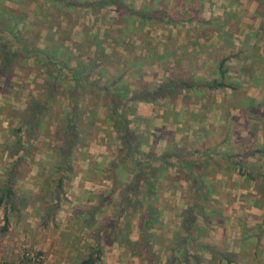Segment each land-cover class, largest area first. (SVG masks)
Instances as JSON below:
<instances>
[{
	"label": "trees",
	"instance_id": "1",
	"mask_svg": "<svg viewBox=\"0 0 264 264\" xmlns=\"http://www.w3.org/2000/svg\"><path fill=\"white\" fill-rule=\"evenodd\" d=\"M4 1L0 0V8L8 10L9 6L5 5ZM45 1L50 4L54 23L60 28L62 20L70 18V14L67 13L75 14L84 8L88 9L90 14L95 15L104 8H114L120 16V21L123 22L120 25L121 27L114 28L116 32L121 33L114 40L117 43L118 41L122 42L125 55L110 70L106 69L107 58L98 63L96 61L97 58L88 55V62L84 63L80 59V56L76 55L74 57L76 63H73L71 62L69 51L64 50L65 43L62 42L60 36L52 48L47 49L35 46L33 40L25 37L22 29L19 30L17 28V24L16 27L0 26L1 33L8 32L14 38H17L16 40L24 44V48L28 53L32 51L38 52V54H35L38 55V63L41 66H45L46 71L50 74V81L47 79L43 81V84L46 86V96L42 102L32 100L30 105L20 115V125H18L16 132L18 133L17 138H19L20 143L23 140L25 141L22 145L26 147L25 152L38 149V143L41 145L46 143L47 139L39 140V137L43 134L45 116L50 112L49 103L53 102L56 96H60L61 100L66 102V106L61 108L64 112L59 124L60 129L57 131L58 135L56 134L57 137H55L56 145H53V150L56 152L58 158H60L57 165L58 172L51 174L47 180L45 179L44 184L55 182L56 193L61 192L59 190L61 189L63 180L71 172L70 160L75 154L76 148L85 145L79 141L80 135L85 136L84 139L86 141L92 137L91 126L93 128L96 126L95 118H98L96 116L97 113H95V107L104 102L105 121L112 127L114 139L118 140L120 145L117 149L120 160L118 162L112 161L109 164V175L107 177L116 186L118 184L115 176L116 169H119L123 161L127 159H129L136 172L132 180L125 184L119 194L120 201L116 206L121 214L127 208L133 206V199L135 197L138 199L135 200L136 203H138L140 197L144 198L145 196L152 197L153 200L145 203V214L146 211L148 214L143 217L144 225L141 228L142 232L143 230L150 229L156 223L158 214L154 210L153 203L157 199V193L155 192L157 188L156 181L159 180L157 172H162V169H166L171 164L169 162L172 159L175 161L173 166L176 167V171L179 174L178 178H183L186 181L185 187H188L192 191L191 196L187 199L188 202L186 200L187 206L183 211L181 224V228L186 232L188 238L194 229L191 226L197 216L199 215V217L203 218L204 222H208L211 215L210 213H205V209L210 207L216 209L214 206L219 204L220 195H218L217 199L213 198V194L219 193V189L222 187L220 183L218 186L217 183L213 184L217 173L222 172L231 177L234 172L243 177L245 181L254 183L255 190L260 195V198L256 197L254 200H259V202L264 204L263 165L257 159H249L253 156L264 158V95L261 100L249 98L247 89L242 87L244 82H247L249 78L254 76H261V79L264 80V67L262 65L264 57L258 54V47L250 49H247L244 45L240 48L233 46L220 47L217 53L215 51L212 53L213 58H216V76L206 79L195 75L192 71L195 67L191 65L190 69L183 68L175 53L167 51L160 55H155L153 53L155 44L152 36L149 35L148 31V37L142 34L144 28L155 31L156 29L161 30L166 28L169 24L175 25L179 22L184 23L188 21L183 17L182 19H175L166 11L167 9L164 5H157L155 2L150 1L149 3L144 2L142 7H137L134 2H128L127 0ZM40 15L45 16L44 13H40ZM196 18V16L192 17V19ZM212 22L211 20L201 22L198 19V25L201 26L202 24L204 27L209 26ZM212 24L214 25V23ZM116 26H119V23ZM259 27L263 29L264 24H261ZM208 29L210 30V28ZM26 33L28 34V31ZM109 33L110 31L105 29L102 35L105 37L111 36L112 32L111 34ZM39 36L40 32L38 33ZM122 37L128 41H122ZM87 40L85 39V41ZM134 42H138L137 48L140 50L139 54L133 50L129 51L130 44ZM101 44H94L93 53H95L97 48L102 47ZM91 45L93 44L90 41V45H86L85 47H90ZM144 48L145 51L143 50ZM0 50L1 77L9 68L12 60L11 56L14 53L10 51V47L5 43L1 45ZM104 53L105 50L100 48L99 55ZM189 55H191L190 52L182 54L181 57L182 60L186 59L185 61L191 64L189 61L192 57ZM155 57L157 61H155ZM231 62L237 65L230 66L227 64ZM155 64L160 65L164 70L160 81L147 83L143 78L137 79V77L142 76L139 72H141L144 66L152 67ZM92 75L95 77L92 78ZM125 77H129L131 81L129 83L126 82L124 80ZM101 78H103V82ZM130 87H135V89L129 93ZM214 91L225 92L229 98L227 99L226 97L222 101L223 103L212 101L210 98ZM179 99L186 107L182 121L183 125H189V122H200L198 127L206 134L201 139L194 138V142L187 139L188 135H182L180 138L182 144L177 146V143L174 142L175 131L169 130L168 145L160 155L157 156V152L153 153L150 151L143 158L136 159L134 156L140 153L137 147L140 142H138L137 135L130 127L131 119L128 118L124 110L120 109V104L123 102L125 105L126 101H143L157 105L156 102L160 100L163 103L162 106L166 108L167 114L171 116V119L175 120L176 111L173 107L176 105V102L174 100ZM190 104L195 106L190 108ZM91 107L94 108L93 113ZM195 107L196 109L194 110ZM215 109L221 110L222 114L219 119L224 122L223 127H218L221 129L219 132L211 131L212 127H215L214 123L206 122L208 119L207 113ZM230 110L236 111V114H232ZM82 124L85 126L84 130L80 128ZM183 127L180 130L186 131ZM243 131L245 132L244 135H242ZM229 138H232V141H234V147H231L226 142ZM195 139H199V141H195ZM48 144L52 145L50 142ZM35 145L37 148L33 149ZM223 145L225 146L224 150L220 147ZM240 147L243 151H239ZM140 155L142 154L140 153ZM155 160L161 162L162 167H159V169L154 167L152 163H155ZM206 174L211 177L207 178ZM140 184L144 185V191L139 189ZM5 188H8V190ZM0 192L2 193L0 201L4 197L9 199L14 195V191L11 188V179L5 187L0 188ZM99 206H88V218H91L90 215H93ZM260 222L255 224V230H251L250 234H248L253 241L252 247L246 251V254L248 253L247 256H257L259 253L258 248L261 244V235L264 234V214L262 216V223ZM142 235L144 236L145 234ZM127 242L138 245L131 241ZM197 247H201L202 250L209 251L212 254H219V264L222 259L225 260L226 264L234 262L233 254L230 252L221 254L208 244L197 245ZM96 259V250H91L84 263L93 264Z\"/></svg>",
	"mask_w": 264,
	"mask_h": 264
},
{
	"label": "rangeland",
	"instance_id": "2",
	"mask_svg": "<svg viewBox=\"0 0 264 264\" xmlns=\"http://www.w3.org/2000/svg\"><path fill=\"white\" fill-rule=\"evenodd\" d=\"M4 3L5 5H8L9 8L8 10L0 8V11H2V13H0V26L16 27L17 24V28L19 30L22 29L25 37L33 40L35 46L47 49L52 48L55 41H58V37L60 36L62 42L65 43L64 50L69 51L71 54V62L73 63H76V60L74 59L76 55H79L84 63L88 62V55L97 58L96 61L98 63H101L103 59L107 58L106 69L110 70L112 69V66H115L116 62L121 60L125 55L122 42L118 41L117 43L114 40L121 35V33L116 32L115 29L121 27L120 25L123 24V22L120 21V16L114 8H104L95 15L90 14L88 9L84 8L75 14L67 13L70 14V18L62 20L60 28L54 23L52 9H50V4L46 3L45 0H5ZM40 13H44L45 16L40 15ZM118 23L119 26H116ZM105 29L110 31L109 34L112 32V35L107 37L103 36L102 33ZM148 29L149 28H144L142 34H145L146 37L149 35L152 36L155 44L153 53L155 55H160L159 50L162 47L164 32H160L158 29L155 31ZM26 31H28V34ZM147 31L149 35L147 34ZM39 32L40 36L38 37ZM16 39L17 38H14L8 32H0V47L5 43L10 47V51L14 53L11 56L12 60L9 68L5 71V74L0 77V125H12L14 128H17L18 125H20L21 111L24 112L32 100L42 102L43 98L46 96V86L43 84V81L44 79L50 81V74L46 71L45 66H41V64L38 63V55H35L38 54V52L32 51L31 53H28L24 48V44ZM85 39L88 40L85 41ZM121 40L128 41L123 37ZM90 41L93 45L85 47L86 45H90ZM96 43H102V47L100 46V48L105 50L104 54L99 55L100 48H97L95 53H93L94 44ZM137 43L138 42L130 44L129 51L133 50L139 54L140 50L137 48ZM174 45L175 44L173 43L172 46ZM143 50L145 51V48ZM155 61H157L156 57ZM163 71L162 67L158 64H155L152 67L144 66L141 69V72H139L142 76L137 77V79L143 78L147 83L158 82L163 76ZM53 73H55V71H53ZM93 77L95 76L92 75V78ZM259 79L258 76H254L249 78L246 82L249 83V85H247L249 86L248 93L250 95H255V97H260L261 94H263L258 86ZM124 80L128 83L131 81L129 77H125ZM101 81L103 82V78H101ZM133 89H135V87H130L129 93L130 91H133ZM137 102L138 101H126L125 105L122 102L120 104V109L124 110L127 115H130L135 111V105ZM174 102H176V105H178V103L180 104L178 100H174ZM103 103L104 102L100 103L101 105L99 106H94L96 109L95 113H97L96 116H98L99 119L97 117L95 118L96 126L94 128L91 126L92 133H90L96 138L99 134H103L105 139L104 142L106 145L110 146L109 150L111 151L114 150L115 139L113 134H111L112 130L109 128L110 125L105 121V109L103 108ZM156 104L157 105L153 104L156 111L163 112L166 110V108L162 106L163 103L160 100H158ZM176 105H174L173 108H175ZM48 106L50 112L45 116L43 134L39 137V140H47L46 143L42 145L38 143V157H40L39 155L43 156L44 153L48 151L49 156H53V158L56 159L58 156L53 150V145H56L55 137L58 135L57 131L60 129L59 124L61 123V116L64 112L61 108L66 106V102H63L60 96H56L53 99V102L51 101ZM91 109L93 113L94 108L91 107ZM98 111H100L101 116H99ZM129 117L131 121H133L134 116ZM172 120L174 119H171L170 124L164 126L163 133H168L169 130H173L175 131L174 136L177 135V137H181L182 135H188L187 139L189 138L194 141V138L204 132L198 127V124H192V126H189L186 131H177ZM159 121L160 120L157 119V122ZM206 122L214 123L215 129L221 127L220 122L215 116L210 115ZM131 126L136 127V120L131 123ZM80 128L84 130V124L80 125ZM184 132L186 133L184 134ZM84 137L85 136L80 135L79 141L87 145L88 143ZM49 142L52 145H49ZM82 148L83 146L76 148L74 154L75 158H80L85 153L82 152ZM239 151H243V149L239 148ZM33 152L34 151L30 150V153L33 154ZM250 159H257L263 165L264 169V158L253 156L250 157ZM124 162L122 168H124L126 172L122 176L123 179L126 178V174L131 172L129 171L131 166L129 159ZM79 164L75 160L72 174L79 169ZM47 166L49 165H46V167ZM170 172L172 173V170H170ZM49 173L50 172H38V190L31 194L28 191L30 186L28 187L29 189L21 186L28 183V180L21 181L22 184L18 182L19 186L16 188L18 189V192L16 190V193L21 195V197H18L21 202L19 207L17 202H15V207L18 208V210L16 209L14 211L11 209L8 212L9 220L7 225H5L6 222H4L3 218L4 205H0L2 211H0V264H85L84 260L88 258L91 250H96L97 256V259L93 264H147L141 256L139 259H131V255L122 252L118 244L115 243L118 237L130 241L128 240V236H139L141 234H145L144 236H148V238L153 241L155 246L154 249L153 247H151L152 249L148 247L150 244L148 246L142 245L143 251L150 255H153L152 252H154V255H157L154 261L152 260L153 264H168V262H166L168 260H163V263H158V252H162L164 248L162 245L163 234L165 235L168 231V228L163 227L162 222L160 223L159 221L164 219L161 214L157 215L156 223L150 229L143 230L142 232L141 227L139 226V229L136 226L137 223H139L140 216L133 213L134 210L132 211V207L127 208L124 213L120 214V210L116 206L120 201V198L117 196L114 199V202H112L111 197H113V195H111L107 198V206L105 205L99 210H96L93 215H90L91 218H88V214H86L88 211V204H85L87 203L86 199H75L73 196L67 198L65 196L68 192L70 178L67 177L63 180L62 187L59 190L62 192L60 194V192L56 193L55 191L57 190L55 182L44 184L45 179L47 180L49 178H45V176H50ZM169 177L170 179L167 181H156L159 189V191L155 189L158 193V200L160 201L164 197L169 196V191L167 190V194H165L163 193V189L164 187H168L169 182H172L171 186L186 193V199L184 196L186 202L191 196L192 191L189 190L188 187H185V190L182 189V181L180 182V179L178 180L177 175H169ZM226 179V181H229V177ZM231 181L232 187L238 186V188H244L245 190L253 189L255 192H251V195L255 198H260L259 193L255 190L254 183H247L240 175H235ZM223 182L224 178L221 177V175L213 180V184L217 183V186L219 183L221 184ZM107 189H105V191H108ZM244 193L247 194L248 191L243 192V194ZM243 194L239 195L238 198L243 202V206L251 204L256 210H260L262 203L259 202V200L248 202L243 199ZM231 195L232 193L226 197L227 203L229 202V205H233L234 203L241 206L242 204L237 201L238 199H233L234 197ZM235 195L237 196L238 194ZM178 197H180V194L177 195L176 199H178ZM91 198L94 197L92 196ZM73 200L75 203L72 204ZM133 203L135 204H133L134 206H140L139 202L136 203L134 201ZM253 214L250 213V215L257 217V220L262 223L263 215L258 218L257 214ZM242 219L244 222L251 221V223H253L249 226L248 224L247 226L244 224V227H238V231L240 230V232H243L246 235L250 234L251 230L254 231L255 224L259 223L258 221L253 222L251 217H244V215ZM174 231L175 229L172 228L169 234L174 235L175 237L179 235L178 231L176 233ZM196 233L197 235L199 233L198 227ZM206 233L207 231L203 230L202 234L205 235ZM230 237L229 240H223L228 244L227 249H234V247L238 248L239 246L247 249L252 247V242L240 244L237 240L232 239L234 236ZM258 251L259 253L257 256L244 255L248 264H264V234L261 235V244ZM176 252L177 258H173L171 263L183 264L184 262L182 263V260L176 261L180 259V257L178 258V250ZM195 262L196 261L193 257H190V260H187V264H196ZM234 264H243V257L237 256Z\"/></svg>",
	"mask_w": 264,
	"mask_h": 264
},
{
	"label": "crops",
	"instance_id": "3",
	"mask_svg": "<svg viewBox=\"0 0 264 264\" xmlns=\"http://www.w3.org/2000/svg\"><path fill=\"white\" fill-rule=\"evenodd\" d=\"M134 2L137 7H142L144 2L149 3L150 1L155 2L157 5H164L166 7V11L171 14L175 19H187V22H179L178 24H169L166 28L158 29L163 33L162 39V47L160 48V54L169 51L175 53L177 59L179 60L181 66L186 69H190V65L195 67L192 71L195 75H199L203 78H214L216 76L215 73V60L213 58L212 53H217L218 49L223 46H233L236 48H240L242 45L246 46L247 49L252 47H258V54L264 57V28H260L261 24H264V0H127ZM155 5V4H154ZM153 5V7H154ZM155 9V8H154ZM193 16H196V19H192ZM198 19L201 22L213 21L214 25L211 23L209 26H201L198 25ZM186 23V24H185ZM230 24H232L230 26ZM210 28V30L208 28ZM223 34V36H222ZM221 35V36H220ZM230 35V36H229ZM220 37V38H219ZM229 37V38H228ZM173 43L175 44L174 46ZM190 52L192 59L187 63V61L182 60L181 55ZM166 60H168L166 58ZM187 63V64H186ZM230 66H235L234 62L227 63ZM235 64V65H234ZM264 67V61H263ZM154 66V65H153ZM167 74V73H165ZM258 86L262 90L260 97H255V95H250L248 93L249 83L244 82L243 88L247 89V95L249 98L255 100H261L264 95V80L259 76ZM248 81V80H247ZM229 98L225 92L219 93L217 91L212 92V97L210 98L212 101L222 102L225 99ZM180 104L176 105L174 110L176 111L175 120L173 124L175 128L180 130L182 126L186 130L192 124H200L199 123H191L183 125V117L185 114L186 107L180 99L178 100ZM223 103V102H222ZM135 111L128 115L134 116L133 121L136 120V127H132L130 122V127L137 135L138 142L140 144L137 145L140 153L143 155L135 154V158H143L147 152L152 151L153 153L157 152V156L163 151L165 147H167L169 142L170 135L168 133H163L164 126L171 123V116L167 114V111L158 112L156 111L154 105L149 102H137L135 105ZM195 105L190 104L189 107H194ZM188 107V108H189ZM196 107L194 108V110ZM21 111V110H20ZM232 114H236V111L230 110ZM22 112V111H21ZM99 116H101L100 111H98ZM227 113V112H226ZM221 110L215 109L211 110L207 113L208 117L210 115L215 116L217 120L220 122V126L223 127L224 122L219 119L221 115ZM227 115V114H226ZM159 116V117H157ZM160 121L157 122V119ZM142 121V122H141ZM141 122V124H140ZM144 122V123H143ZM154 124V125H153ZM178 126V128H177ZM112 130L113 136L114 132L112 127H109ZM17 128L10 126H1L0 125V188L5 187L8 181L11 179V188L14 192V195L11 198L4 197L2 201H0V205H4V222L5 225L8 223L9 214L8 212L12 210H18L16 208V203L18 207L20 205V200L18 197L21 195L16 193L18 192V182L27 181L24 185H21L24 188L30 189L28 190L31 193H34L38 190V172H50L49 174H56L58 172V163L60 158L54 159L53 156H49L48 151L44 153V157L39 155L38 157V149H36L33 154L30 151L25 152V148L23 147L24 140L20 143L19 138H17ZM182 130V129H181ZM141 131V132H140ZM211 131L219 132L220 129H215L212 127ZM186 133V132H184ZM206 133H202L198 135L196 138L201 139ZM245 132H242L244 135ZM38 138V137H37ZM115 138V137H114ZM181 137L174 136V142L177 143V146H180L182 141H180ZM204 138V137H203ZM199 139H195V141H199ZM104 135L99 134L98 137L92 136L87 141V145L83 146L82 152H85L80 158H75L73 155L70 160L71 172L65 176L64 180L68 177L70 178L68 185V192L66 193V197H75V199H86L88 206H99L97 210L102 208L103 206H107V198L111 195V201L114 202V199L119 196L121 191L123 190L125 184L129 183L135 175V171L133 166L131 165L129 168L130 173L126 174V178H122L123 174L126 172L124 168H122V164L119 169H116L115 176L117 178V185L114 186L112 182L107 177L109 175V164L114 162H118L120 158L117 154V149L120 147L118 140H115L114 150H109L110 146L106 145L104 142ZM191 142L193 140L189 139ZM180 141V142H179ZM38 142V140H37ZM231 147H234L235 143L232 141V138L226 140ZM109 147V148H108ZM222 150H224V145L220 146ZM242 147V146H241ZM240 147V149H242ZM37 148L36 145L33 146V149ZM237 151V150H236ZM40 158V159H39ZM250 159V158H249ZM39 160V161H38ZM79 164V169L72 174L74 162ZM149 161V160H148ZM156 161V160H155ZM124 162V161H123ZM174 159H172L169 163V166L166 169H162L157 172V176L159 180L165 179L167 181L170 179L169 175H179L176 171V167L173 166ZM125 163V162H124ZM46 165H49L46 167ZM154 167H162V163L156 161L152 163ZM57 166V168H56ZM172 170V173L170 170ZM99 172H98V171ZM170 172V173H169ZM97 173V174H95ZM48 174V173H47ZM103 174V175H101ZM147 174V173H146ZM96 175V176H92ZM148 175V174H147ZM221 175L224 178V182L221 183L222 187L219 189V193H214L213 198H220L218 205H215L216 209L206 208L205 213H210L211 217L208 222H204L203 218L197 216L195 222H193L192 226L194 229L190 233V237H187L185 231L182 230V220H183V211L187 206V203L184 200V196L186 193L181 191L180 189L171 186L172 182H169L168 187H164L163 193L167 194L166 191H169V196L164 197L162 200H158V198L153 203L154 210L159 214H161L164 219L160 221L162 222L163 227H167L168 231L163 234V251L158 252V263L164 262L163 260H168V264H172L171 261L173 258H177V250H178V258L176 260H182L183 264H187V260H190V257L195 259L196 264H219L220 256L219 254H212L209 251L202 250L201 247H197V245H206L213 247L215 250H218L221 254L225 252H230L233 254V261L231 264H234L236 261V257H243V264H248L247 260L244 258V255L247 256L246 251L247 248H243L239 246L238 248L234 247V249H227L228 244L224 239L229 240L232 239L237 240L240 244H245L246 242H252L253 240L248 235L243 232L238 231V227H244V224L251 225V221H243V215L251 217L253 222H257V217H254L251 214H257L258 218H260L264 214V204L261 205L260 210H256L251 204L247 206H243V202L240 201L239 195L243 194V199L248 202L255 201L251 192H255L253 189H244L232 187L231 183L236 173H232L231 177H229V181H226L228 178L224 173H217L215 175L216 178ZM207 178L211 176L206 174ZM49 177L48 175L45 176ZM44 178V179H45ZM180 179L182 181V189L185 190L186 181L183 178ZM226 179V180H225ZM247 182V181H246ZM249 183V182H247ZM22 184V183H21ZM65 184V182H64ZM53 187V186H52ZM62 187V186H61ZM157 190L158 186H156ZM32 188V190H31ZM54 188V187H53ZM109 188V189H107ZM144 185L140 184L139 189L144 191ZM181 188V186H180ZM8 190V188H5ZM107 189L108 191H105ZM114 191V192H113ZM161 191V190H160ZM7 192V191H6ZM113 192V194H112ZM157 193V191L155 190ZM179 192V193H178ZM16 193V194H15ZM62 192H60L61 194ZM232 193L233 199H238L237 201L241 203V206L238 204L229 205L227 203V196ZM180 194V197L176 199L177 195ZM223 194V195H222ZM235 194H238L237 196ZM2 193L0 192V197ZM94 198H91V197ZM158 196V193H157ZM106 198V199H104ZM19 200V201H17ZM135 200H138L136 197ZM152 200V197L149 198L145 196L144 198L140 197L139 204L140 206H132V211L134 214L140 216L139 223H137V227L142 228L144 225L143 217L145 214V203ZM104 201V202H103ZM12 202V203H11ZM103 202V203H102ZM174 202V203H173ZM75 203L73 200L72 204ZM232 204V203H231ZM85 206V205H83ZM87 206V208H88ZM138 207V208H137ZM20 209V208H19ZM254 209V210H253ZM1 211V208H0ZM259 211V213H258ZM2 212V211H1ZM247 212V213H245ZM88 214V211L86 212ZM249 214V215H248ZM253 214V215H254ZM168 216V218H167ZM247 222V223H246ZM259 222V221H258ZM4 225V226H5ZM3 226V227H4ZM197 227H198V235H197ZM175 229V233L178 231L179 235L176 237L174 235L169 234L171 229ZM140 229V228H139ZM196 229V230H195ZM203 230H206L207 233L203 235ZM174 233V234H175ZM187 237V238H186ZM128 240L132 243H137L138 245L128 244L127 240L124 238L118 237L115 241L118 244L120 250L125 254H130L131 259L140 258V256L145 260L147 264H153L154 259L157 255H150L142 250V245H149L150 249L153 247V241L148 238V236L136 235V236H128ZM227 244V245H226ZM177 249V250H176ZM176 250V251H175ZM153 251V250H152ZM157 254V253H156ZM153 258V259H152ZM164 258V259H162ZM153 260V261H152ZM157 264V263H156ZM220 264H226L225 260H220Z\"/></svg>",
	"mask_w": 264,
	"mask_h": 264
}]
</instances>
